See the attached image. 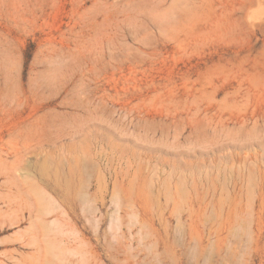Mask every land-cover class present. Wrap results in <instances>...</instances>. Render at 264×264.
Instances as JSON below:
<instances>
[{"label": "rangeland", "instance_id": "1", "mask_svg": "<svg viewBox=\"0 0 264 264\" xmlns=\"http://www.w3.org/2000/svg\"><path fill=\"white\" fill-rule=\"evenodd\" d=\"M0 264H264V0H0Z\"/></svg>", "mask_w": 264, "mask_h": 264}]
</instances>
